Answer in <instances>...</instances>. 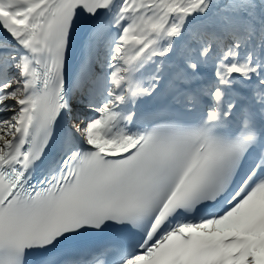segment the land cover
Segmentation results:
<instances>
[{
    "label": "snow or ice",
    "instance_id": "6c2138e0",
    "mask_svg": "<svg viewBox=\"0 0 264 264\" xmlns=\"http://www.w3.org/2000/svg\"><path fill=\"white\" fill-rule=\"evenodd\" d=\"M0 264H264V0H0Z\"/></svg>",
    "mask_w": 264,
    "mask_h": 264
}]
</instances>
